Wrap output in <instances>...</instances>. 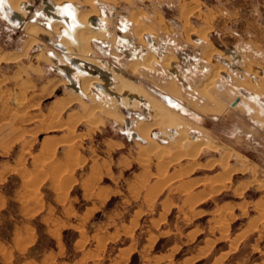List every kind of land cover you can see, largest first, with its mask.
I'll use <instances>...</instances> for the list:
<instances>
[{
	"label": "rangeland",
	"instance_id": "1",
	"mask_svg": "<svg viewBox=\"0 0 264 264\" xmlns=\"http://www.w3.org/2000/svg\"><path fill=\"white\" fill-rule=\"evenodd\" d=\"M70 1L92 16L106 13L107 47L83 45L91 63L120 75L115 68L130 62L120 49L157 48L149 67L126 78L168 123L151 129L153 143L133 138L149 118L142 102L73 88L65 79L70 63L46 56L56 51V34L42 29L41 15L31 18L42 0H23L34 9L20 26L0 15L1 117L23 136V146L0 154V264H264V0ZM196 5L187 18L195 33L186 39L182 15ZM138 27L152 44L135 38ZM171 61L196 71L182 68L184 87L167 71ZM234 97L239 103L230 107ZM224 104L221 120L210 119ZM200 143L208 147L195 157Z\"/></svg>",
	"mask_w": 264,
	"mask_h": 264
},
{
	"label": "bare ground",
	"instance_id": "2",
	"mask_svg": "<svg viewBox=\"0 0 264 264\" xmlns=\"http://www.w3.org/2000/svg\"><path fill=\"white\" fill-rule=\"evenodd\" d=\"M5 1L14 11L21 13L24 17V21H25V14L24 11L26 10L25 6L22 5L23 0H3ZM63 1H67V2H63ZM84 2V4L89 5L93 0H82ZM21 2V3H20ZM52 3H55V5L51 4L49 1H46L45 3V13H46V22L43 21V23L45 24V30L44 28H42L45 32L50 33L51 31L54 32V34H56L58 41H55V47L54 48H58L60 49L61 53L63 56V60L64 57L66 58V61L68 63H71L73 65V72L71 73H65L66 78L71 82V86L73 88H77V90L79 92H81V94L84 96L88 93L91 94L92 91L96 90V92H103V93H107L109 94V96L112 98H117L119 101H121L122 99H127L128 102L130 103H134V101H140L142 102V106H144V108H146L149 111V118L148 119H141L138 124H137V128H136V133L135 135L137 137L134 138H141V139H149L150 141L152 140V138L149 137V132L151 131V129L158 127L160 122H167L168 123V119L166 118L165 114L162 112H160L157 109V104L156 106H154L151 103H146L140 96L135 95L132 93L131 91V84L127 81L126 76H128L129 79H131V74L133 73V71H135L136 68L138 67H149L151 65V63H153L155 57L151 52H148L147 54L143 55L142 57H134L127 65L125 70L122 69H117L115 68V71L117 73H119L120 75L107 70L106 67H102V66H93V63L90 62V60H86L84 59V57L89 56L88 54H86L84 52V48L86 49V51L89 50V43H91L93 40L95 41V39H98V37H101V33L97 31L101 30L99 29V26H96L94 24V22L92 21L91 18V12L90 10H79L77 9L71 2L70 0H51ZM63 2V3H61ZM20 3V4H19ZM19 4V5H18ZM59 4V5H57ZM194 4V3H193ZM187 10V9H186ZM197 5L193 8V9H189L186 12H183L182 18L184 20V23L186 24L185 29L183 31V37H185L186 39L189 38L190 35L195 33V29L192 27L187 26V18H188V14H190L193 11H196L195 14H197ZM40 12V10H39ZM103 13V14H102ZM194 13V12H193ZM138 14L140 13H135L133 15H131L130 17V23L131 24H135V22L137 21L138 18ZM192 14V13H191ZM36 15V14H35ZM104 12L100 13V16H98V25L99 22L102 21L104 19ZM157 18L160 20L161 17L157 16ZM42 19V18H41ZM37 21V20H36ZM161 21V20H160ZM103 22V21H102ZM101 22V23H102ZM182 22V21H181ZM25 23V22H23ZM22 23V24H23ZM20 24V25H22ZM28 24V23H27ZM17 25V26H20ZM31 25V24H30ZM57 25L61 26V29H57ZM12 26V25H11ZM17 26H12V27H17ZM64 27V28H63ZM90 30H89V28ZM33 29V28H31ZM51 29V30H50ZM92 29V30H91ZM161 29V28H160ZM34 30V29H33ZM93 31V32H92ZM208 31L207 29L202 30L201 34L204 35L205 32ZM148 32V29L146 27H138L135 28L134 30V35L135 38L138 41H142L143 35ZM197 32V31H196ZM29 33V32H28ZM27 34V33H26ZM30 34V33H29ZM52 34V33H51ZM44 35L47 37H50L48 34L44 33ZM53 35V34H52ZM148 38H146L148 40L147 43H150V35L149 34H145L144 36H146ZM29 37V36H28ZM47 37V38H48ZM33 38V37H31ZM37 38V37H36ZM203 38V37H201ZM37 40V39H35ZM69 44V47H66L65 45ZM36 42V41H34ZM38 42V41H37ZM52 42V41H51ZM98 42V41H97ZM100 42V41H99ZM98 42V43H99ZM37 44V43H36ZM152 44V43H150ZM35 45V44H34ZM54 45V44H52ZM76 45V48L72 51V50H68L67 48L73 49ZM83 45H85V47L83 48ZM51 52L55 51L53 49L49 50ZM67 51V52H66ZM90 51V50H89ZM27 52V51H26ZM66 52V53H65ZM123 54L129 55V53L126 52V50H121L120 51ZM49 53V52H48ZM140 52L136 53V55H139ZM47 55V54H46ZM209 53L206 55V57H208ZM24 56V55H23ZM69 58V59H68ZM88 58V57H87ZM173 57H166L165 58V63L169 64V61L172 60ZM5 59V58H4ZM76 59V60H75ZM236 62V61H235ZM92 64V65H91ZM101 64V63H100ZM100 67V68H99ZM218 73V68H216L215 73H213L207 82H205V84L201 87L202 89H204L205 87H207L206 85H210L212 84L215 80H216V75ZM75 76L73 77L72 75ZM124 77H122V76ZM131 77V78H130ZM75 78V79H74ZM126 78V79H125ZM101 79V80H100ZM61 81V80H60ZM63 83V82H62ZM164 91L167 92H171L172 86L171 85H167L163 87ZM172 93V92H171ZM81 95V96H82ZM163 99L168 102L169 104L175 105L176 107H178L177 102L169 97V96H162ZM72 98V97H70ZM62 99V98H61ZM77 99V98H75ZM125 99V100H126ZM135 99V100H134ZM147 100V98H145ZM152 99V98H151ZM126 100V101H127ZM124 101V100H123ZM122 101V102H123ZM73 103V102H72ZM71 103V104H72ZM124 103V102H123ZM91 105V104H90ZM66 106V105H65ZM69 106V105H68ZM99 106V105H98ZM135 106V104H134ZM171 106V107H172ZM234 106V105H233ZM66 108V107H64ZM86 108V107H84ZM111 111V110H110ZM114 112V111H113ZM171 112V111H170ZM169 112V113H170ZM113 114H111L110 116H112ZM170 116V115H169ZM168 117V116H167ZM97 118V117H96ZM170 118V117H169ZM177 118V117H176ZM57 120V119H56ZM128 120V119H127ZM126 120V128H129L130 122L129 120ZM181 120V119H180ZM179 120V122H180ZM85 121V120H84ZM89 121V120H88ZM178 121V120H177ZM87 122V121H86ZM170 122V121H169ZM173 122V121H172ZM96 123V122H95ZM171 123V122H170ZM169 123V124H170ZM177 124V123H176ZM164 125V124H163ZM167 125V124H166ZM54 126V125H53ZM165 126V125H164ZM54 128V127H53ZM56 128V127H55ZM54 128V129H55ZM160 128V127H159ZM162 130V128H160ZM164 129V128H163ZM159 130V129H158ZM160 130V131H161ZM178 132V131H177ZM131 133V132H130ZM153 133V132H152ZM199 133V132H198ZM177 134V133H176ZM153 135V134H152ZM159 135V134H158ZM183 136V135H182ZM154 137V136H152ZM156 137V136H155ZM177 137H181V136H177ZM173 138V137H172ZM186 138L187 137H183V138H179L177 139V143H178V147H180V145L184 142H186ZM175 140V139H174ZM49 140H44L43 142V149H48L49 148ZM152 142V141H151ZM149 143V142H147ZM153 143V142H152ZM196 143V142H195ZM155 144V143H154ZM158 145V144H157ZM199 145V144H198ZM196 150L194 151L195 157L196 154H198L201 149L203 147H206V144H201L198 146ZM151 146V145H150ZM118 147V146H117ZM154 147V146H153ZM157 147V146H156ZM208 147V146H207ZM211 147V146H210ZM113 148V147H112ZM164 148V147H163ZM162 149V148H161ZM160 149V150H161ZM165 149V148H164ZM166 150V149H165ZM168 151V149L166 150ZM164 151V152H166ZM189 151V150H188ZM166 154V153H165ZM170 154V152H169ZM174 154V153H173ZM172 157V156H171ZM108 158V157H107ZM190 158V157H189ZM241 159V158H240ZM197 161V160H196ZM195 161V162H196ZM218 161V160H217ZM160 162V161H159ZM190 163V162H189ZM173 164V162H172ZM186 166V165H185ZM195 166V165H193ZM192 166V167H193ZM240 171V170H239ZM30 172V171H29ZM166 177V176H165ZM24 179V178H21ZM193 179V178H192ZM23 181V180H22ZM203 181V180H202ZM242 184V183H241ZM245 184V183H244ZM217 185V184H216ZM223 187V186H222ZM240 189V186L237 185L236 190ZM243 190V189H242ZM150 191L148 190V193ZM239 192V191H238ZM140 195V194H139ZM148 195V194H147ZM142 197V196H141ZM136 198V197H135ZM146 198V195H145ZM137 200V199H136ZM145 202V201H144ZM147 202V201H146ZM143 203V202H142ZM145 204V203H144ZM138 215V214H137ZM83 245V244H82ZM82 247V246H80ZM80 249V248H79ZM78 249V250H79ZM81 250V249H80Z\"/></svg>",
	"mask_w": 264,
	"mask_h": 264
},
{
	"label": "crops",
	"instance_id": "3",
	"mask_svg": "<svg viewBox=\"0 0 264 264\" xmlns=\"http://www.w3.org/2000/svg\"><path fill=\"white\" fill-rule=\"evenodd\" d=\"M43 2H42V5H41V7L40 8H38L39 10H40V12L38 11V12H35V14H36V17H31L32 19H33V21H35L36 22V20L38 21V15H41L42 16V18H44L45 20H46V13H45V3H46V0H42ZM33 2H35V0H33ZM33 2L32 3H29V2H23L22 3V5H24L26 8H27V13L28 12H32L33 11V9H34V4H33ZM53 4H55V3H53ZM101 12H104V10H100V13ZM100 13H99V15H100ZM104 17H105V19L103 20V23H104V21L106 20V13L104 12ZM30 18V19H31ZM30 21V20H29ZM39 22V21H38ZM41 26H42V28H44L45 27V24L44 23H42L41 22ZM105 24L103 25V27H102V30H101V32L103 33V35H105V33L106 34H109L106 30H104L105 28ZM100 28H101V26H100ZM45 29V28H44ZM106 36V35H105ZM152 36H151V34H150V39H152L151 38ZM197 40H199L200 41V39H199V37H197L196 38ZM47 40H48V38H47ZM145 40L147 41V39L145 38ZM99 43H98V42ZM121 41H123V39L121 40ZM118 42V41H117ZM120 42V41H119ZM148 42V41H147ZM152 42H153V40H152ZM151 42V43H152ZM91 43H97L98 45H101L102 47H107V45H108V43H109V41H107L106 39H101V37L99 38L98 37V39H95V41L93 40ZM56 45V44H55ZM160 47H161V44H160ZM150 48L155 52V54L157 55V57L159 56L158 54H157V50H155V49H157V48H152V46L150 45ZM49 50H51V49H49ZM46 51V56L48 57V59L49 60H51L52 61V59L54 60V61H52V62H54V63H58L59 62V64H60V59L61 60H63V58H62V53H60L61 54V58H59V55H57V52H60L61 50L60 49H58V48H56V51H53L54 52V54L52 53V52H50V51ZM123 50H127V49H123ZM141 50H143L142 48H139L138 49V51H141ZM119 51H121V49L119 50ZM49 52V53H48ZM127 52L128 53H130V54H133L134 53V51L133 52H129L128 50H127ZM142 52V51H141ZM143 52L145 53L146 51H144L143 50ZM108 53V52H107ZM108 54H110V52L108 53ZM124 55V54H123ZM172 57V56H171ZM134 58V57H133ZM133 58H131V57H129V61H131ZM69 59V58H68ZM76 60V59H75ZM103 61H105L107 64L109 63V64H111L110 63V61H107V60H103ZM63 62L65 63H67L68 64V62L66 61V58L64 57V60H63ZM170 64H172V66H174L173 68H169V67H167L168 69H167V71L168 72H170L172 75H174L178 80L177 81H180L179 79H181V80H184L183 78V74L185 73L183 70H185V71H188L189 69L190 70H193V68H189V66H187L186 64H183V63H180V67L178 66V67H175V65H174V63L173 62H171ZM61 65V64H60ZM94 65H96V64H94ZM62 66V65H61ZM69 66H70V68H71V71L73 72L74 70H73V65L70 63L69 64ZM96 66H98V65H96ZM182 68H183V70H182ZM172 69H174V70H172ZM169 70H171V71H169ZM189 70V71H190ZM174 71H176V72H174ZM194 71V70H193ZM192 73V72H191ZM195 74H196V71L194 72ZM194 73H192V74H194ZM194 74V75H195ZM65 79H67L66 77H65ZM172 79H174V78H172ZM171 78H170V81L172 80ZM174 82L175 83H177V85H178V82H176L175 80H174ZM179 83H181V85L183 86L184 85V83L183 82H179ZM186 85L191 89V85L190 84H187L186 83ZM184 87V86H183ZM173 97V96H172ZM174 99L176 100V98L174 97ZM226 99H227V97H225V101H226ZM234 100H237V103H239V100H240V98H237V99H235V97L231 100V101H229V106L230 107H234V106H236V104L233 106L232 105V102L234 101ZM225 101H224V103H225ZM223 103V102H222ZM225 104H227V103H225ZM224 104V109L223 110H221V112L217 115V116H212L211 115V117H209L210 119L211 118H213V119H219V120H221V117L225 114V112H226V110H227V105H225ZM69 105V104H68ZM67 105V106H68ZM4 112V108H3V104H1L0 103V132L1 131H5V133L3 134V135H1L0 134V154H2V153H8L11 149H12V147H14L16 144H21L22 143V139H23V136L22 135H18V133H15V132H12L11 130L12 129H10L9 128V130H7V128L9 127V124H10V121H9V119H11V118H5L4 116L3 117H1L2 116V113ZM127 120V119H126ZM20 125V124H19ZM19 125H17V124H13V128H15V130L14 131H16L18 128H21ZM38 129H37V134H38ZM25 134H27V136H28V132H25V133H23V135H25ZM49 137H55V135H48ZM33 137H35V135H33L32 137H28V140H30L31 138H33ZM57 137H59V135L57 136ZM24 140H26V139H24ZM27 141V140H26ZM34 141V140H33ZM23 144V143H22ZM21 144V145H22ZM23 146V145H22Z\"/></svg>",
	"mask_w": 264,
	"mask_h": 264
},
{
	"label": "water",
	"instance_id": "4",
	"mask_svg": "<svg viewBox=\"0 0 264 264\" xmlns=\"http://www.w3.org/2000/svg\"><path fill=\"white\" fill-rule=\"evenodd\" d=\"M103 14V13H102ZM0 15L2 17V19H4V21L6 23H8L9 25H12V26H17V25H20L24 22V17L21 13H18L16 11H14L5 1L3 0H0ZM92 19V21L95 19L94 17L93 18H90ZM147 37V35L145 36ZM148 38V37H147ZM237 102V100L233 101L232 102V105H235ZM131 137H137L135 135L134 132H131L130 133ZM153 135H155V133H153Z\"/></svg>",
	"mask_w": 264,
	"mask_h": 264
},
{
	"label": "flooded vegetation",
	"instance_id": "5",
	"mask_svg": "<svg viewBox=\"0 0 264 264\" xmlns=\"http://www.w3.org/2000/svg\"><path fill=\"white\" fill-rule=\"evenodd\" d=\"M35 1H36V0H35ZM50 1H51V0H50ZM93 1H94V0H93ZM93 1H92V2H93ZM21 2H23V1H21ZM21 2H20V3H21ZM63 2H67V1H63ZM63 2H61V3H63ZM70 2H71V1H70ZM20 3H19V4H20ZM50 3L53 4L52 2H50ZM8 4H9V3H8ZM19 4H18V5H19ZM53 5H55V4H53ZM57 5H59V4H57ZM23 6H24V5H23ZM25 8H26V7H25ZM26 11H27V8H26V10L24 11L25 16H26ZM104 12H105V11H104ZM98 16H99V15H93V16L91 15V18H93V17L95 18V19L93 20L94 24H95L96 26H99V29L102 30V27H103V25H102L103 22H102V21H103L105 18H104L102 21H100V22H99V25H98V22H97V21H98V20H97V19H98ZM45 17H46V16H45ZM101 22H102V23H101ZM100 26H101V28H100ZM63 28H64V27H63ZM88 28H89V27H88ZM89 29H90V28H89ZM50 30H51V29H50ZM101 30L97 31V33H98V32H101ZM92 32H93V31H92ZM149 35H150V34H149ZM47 37H48V36H47ZM48 38H50V37H48ZM145 38H147V37L143 36V39H145ZM199 39H200V38H199ZM144 41H145V40H144ZM147 41H148V40H147ZM150 41L152 42V39H150ZM194 41L199 42V40H197L195 37H194ZM151 42H150V43H151ZM67 45H68V41H67V44H66L65 46H67ZM75 48H76V45H75V47H74L73 49L67 48V51H68V50H74ZM121 50H123V49H121ZM67 51H66V52H67ZM141 51H142V52H141ZM141 51H138V50H137V51L134 52L133 54H130V53H129V55L124 54V56L131 57V58H133V57H135V56H136V57H137V56H138V57H142L143 55H145V54L148 53V52H145V53H144L143 50H141ZM50 52H51V51H50ZM66 52H65V53H66ZM126 52H127V50H126ZM138 52H140L139 55H136V53H138ZM52 53L54 54V52H52ZM120 53H121V52H120ZM127 53H128V52H127ZM152 53H153V52H152ZM62 54H64V53H62ZM121 54L123 55V53H121ZM153 54H154L155 58H157V55H156L155 53H153ZM62 56H63V55H62ZM62 58H63V57H62ZM172 61H173V60H172ZM172 61H171V62H172ZM91 65H92V64H91ZM111 65H112V64H111ZM93 66H96V65L93 64ZM113 66H114V65H112L111 67L113 68ZM96 67H98V66H96ZM99 68H100V67H99ZM172 70H174V69H172ZM188 71H189V70H188ZM174 72H176V71H174ZM190 72L193 73V70H190ZM194 74H195V73H194ZM183 77H184V78H183L184 80H187V79H188V76H186L185 73L183 74ZM234 101H235V100H234ZM236 104H237V102H236Z\"/></svg>",
	"mask_w": 264,
	"mask_h": 264
},
{
	"label": "built area",
	"instance_id": "6",
	"mask_svg": "<svg viewBox=\"0 0 264 264\" xmlns=\"http://www.w3.org/2000/svg\"><path fill=\"white\" fill-rule=\"evenodd\" d=\"M169 71H171V70H169Z\"/></svg>",
	"mask_w": 264,
	"mask_h": 264
}]
</instances>
